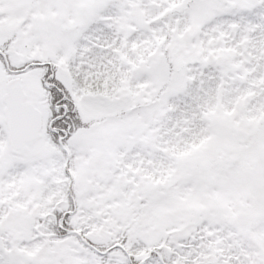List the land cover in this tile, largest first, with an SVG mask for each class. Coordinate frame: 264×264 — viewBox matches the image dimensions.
Wrapping results in <instances>:
<instances>
[{"label": "snow or ice", "instance_id": "snow-or-ice-1", "mask_svg": "<svg viewBox=\"0 0 264 264\" xmlns=\"http://www.w3.org/2000/svg\"><path fill=\"white\" fill-rule=\"evenodd\" d=\"M0 264H264V0H0Z\"/></svg>", "mask_w": 264, "mask_h": 264}]
</instances>
